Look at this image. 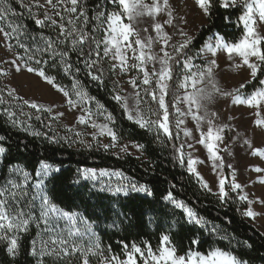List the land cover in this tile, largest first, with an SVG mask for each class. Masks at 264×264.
Instances as JSON below:
<instances>
[{
    "label": "snow or ice",
    "instance_id": "snow-or-ice-1",
    "mask_svg": "<svg viewBox=\"0 0 264 264\" xmlns=\"http://www.w3.org/2000/svg\"><path fill=\"white\" fill-rule=\"evenodd\" d=\"M15 2L27 12L38 28L51 27L58 31L55 37L28 33L25 25L13 19L19 14L12 0H0V34L4 37V43L11 50L12 45L8 42L15 40L16 46L23 49V55L17 54L11 64L16 66L17 72L26 70L61 93L70 109L82 113L76 118V123L92 131L81 132L66 127L68 134L60 135L54 131V127L60 126L65 112H54L52 106L23 99L15 89L0 86V115L6 117V123L12 127H22L29 135L42 137L50 144L65 143L72 146L79 143L118 158L121 153L131 155L129 144L121 143L123 131L114 114L92 97L80 80L83 73L97 86L107 88L109 79L127 74V83L136 90L134 93L122 95L123 89L115 79L110 90L111 98L121 109L124 118L151 134L156 143L164 147L171 144L172 160L180 167H185V145L194 151L199 150L196 145L203 146L207 150L206 158L211 160L213 172L217 176L218 191H214L197 171L196 165L204 160L194 159L191 153L187 155V173L195 177L204 190L218 196L221 205L230 200L234 204H241L242 209L238 207L237 211L250 222L264 218V212L253 210L254 201L244 194L232 164H227V168L232 170L231 180L224 175L226 162L219 152L227 151V148L219 149L218 142H223L224 132L230 126L227 123L215 124L208 112V104L216 95L231 97L234 106H246L252 110L254 123L264 129V0H194L204 16H211L217 6L225 10L239 8L236 24L241 28V35L231 42L223 34L210 38L194 56L190 54L191 37L180 23L186 21L180 16L173 25L169 0H162V3L161 0H100L91 15L85 7V0H44L43 4L40 0ZM39 9H45L42 18ZM165 10L168 19L164 23L173 26L184 39L172 42V37L159 22L154 23L155 38L151 35L141 37L140 32H147L148 28L136 27L138 18L147 15L155 21V17ZM230 18L229 12L224 16L225 22H230ZM21 37L29 38L32 43L26 45ZM156 44H161L159 51L153 50ZM218 51L226 53L227 60L235 68L246 67L249 72V78L231 91L221 88L215 79L214 68L219 67L215 59ZM196 59L205 63H194ZM52 70H56L57 75H52ZM133 71L135 75H131ZM0 75L7 73L0 70ZM58 76L71 79V86L59 83ZM252 81L257 84L251 92H246L247 85ZM93 102L95 110L90 106ZM25 105L35 110V120L48 132L37 130L32 124H25L18 119V112L26 115L28 120L32 119L33 114L23 112ZM180 105L185 107L181 108ZM43 113L48 114L47 123L42 119ZM188 117L195 121V125L191 130L183 129V135L194 140L195 144L180 141L181 126ZM211 117H217V113L212 112ZM204 125H207L206 130ZM196 133H199L198 137ZM86 136L91 139H85ZM105 137L109 139L108 143H103L102 138ZM6 140V136L0 135V164L4 163L9 151ZM177 141H180L179 146ZM243 145L247 146L252 156L264 158V145L257 147L249 139H244ZM131 147L140 153L137 159L146 151V145L141 142H131ZM117 148L118 152L113 151ZM60 170L59 166L42 159L34 175L31 170L16 164L8 167L6 176L0 181V244L5 245L6 253L13 260L22 246L21 237L28 234L34 225L37 232L29 242L28 255L35 258L36 264H46V257L52 258L54 264H92L93 258L96 264H140V261L143 264H250L249 260L234 251L219 247H213L203 254L197 250L200 242L194 237L189 241L187 252L179 254L171 244L169 234L162 235L155 249L147 241L140 244L120 241L123 245L122 254L109 255L112 253L111 246L105 248L101 244L84 217L78 212L58 207L50 199L48 183L55 179L53 174ZM253 171L264 174V166L255 167ZM81 178L91 180L93 187L101 193L122 194L125 197L132 193L153 195L146 185L134 181L120 170L85 167L78 169V177L73 183H79ZM260 182L264 184V180ZM231 193H236V196ZM164 199L177 209H183L188 218L185 223L195 222V225L200 226L206 223L204 217L197 218V213L191 207L175 199L172 192H168ZM255 203L264 205V198ZM210 234L227 240L230 249L252 247L248 241L241 243L222 234L215 226ZM192 246H197V249Z\"/></svg>",
    "mask_w": 264,
    "mask_h": 264
},
{
    "label": "trees",
    "instance_id": "trees-1",
    "mask_svg": "<svg viewBox=\"0 0 264 264\" xmlns=\"http://www.w3.org/2000/svg\"><path fill=\"white\" fill-rule=\"evenodd\" d=\"M27 2L31 3V0ZM99 2L100 0H85L89 15ZM12 4L19 14L13 19L25 25L28 33L36 36L41 33L45 36H56L58 30L51 27L38 28L15 0H12ZM43 11L45 9L38 10L41 18ZM229 12L231 13L230 22H225L224 16ZM239 14V8L230 10L218 6L214 8L211 16H207L206 24L192 39L189 45L190 54L194 56L196 51L212 36L223 34L229 42L238 38L241 35V28L236 24ZM21 41L26 45L32 43L29 38L25 37H21ZM172 42H176L175 38H172ZM9 43L16 54L23 55V49L16 46L15 40ZM104 66L107 67V63ZM51 74L57 75V71L52 70ZM113 79L117 80L116 77L109 79L107 88H103L97 86L96 82L91 81L83 73L80 75L82 86L87 92L114 114L119 128L123 131L122 141L141 142L146 145L142 159L123 153L118 158L111 153L97 150L95 147L89 149L79 143H74L72 146L65 143L50 144L42 137L29 135L22 130V127H12L5 122L6 117L0 115V135L7 137L5 144L9 150L6 160L0 164V181L6 176L8 167L16 164L31 170L33 175L42 159L59 166L60 172L54 173L55 179L48 183L50 199L58 207L78 212L88 223L93 224L101 244L105 248L111 246V254H122L123 245L119 243L120 241L125 243L135 241L138 244L147 241L155 249L162 235L169 234L171 244L177 248L179 254L187 252L189 241L194 237L200 244L198 249L197 246L192 247L203 254H207V251L213 247H219L222 250L234 251L240 257L249 260L250 264H264V234L257 230L249 220L242 217L240 211H237L238 207L242 209L243 206L239 203L234 204L231 200L221 205L218 196L204 190L195 177L187 173L186 163L185 167H180L178 163L173 162L171 144L164 147L156 143L151 134L128 122L111 98L110 90ZM58 82L67 87L72 84L71 79L63 76H58ZM256 84V81H252L245 91L251 92ZM0 86L3 87L1 81ZM4 95L7 97L6 92ZM23 112L33 115L32 119L28 120L26 115L18 112V119L21 122L30 123L37 130L48 132L47 128L35 120L34 109L25 105ZM41 115L47 123L48 114ZM54 131L60 135L68 134L61 124L59 127H54ZM180 141H184L182 131H180ZM180 141L176 142L178 146ZM226 141H230L229 134L226 135ZM223 158L226 162L225 175L229 178L230 171L227 164H230L231 159L227 152H224ZM85 167L97 170H120L134 181L146 185L153 195L132 193L125 197L122 194L101 193L98 188L93 187L92 181L82 178L79 183H73L78 177V169ZM168 192H172L175 199L191 207L197 213V218L204 217L206 223L203 226L195 225V222L185 223L188 218L183 209H177L174 204L164 199ZM231 195L235 197L236 193H231ZM213 226L234 240H239L241 243L248 241L252 247L230 249L227 240H221L216 235L210 234ZM32 238L34 235L21 237L22 246L15 260L6 253L5 245L0 244V264H35L34 258L28 255L29 242Z\"/></svg>",
    "mask_w": 264,
    "mask_h": 264
},
{
    "label": "rangeland",
    "instance_id": "rangeland-1",
    "mask_svg": "<svg viewBox=\"0 0 264 264\" xmlns=\"http://www.w3.org/2000/svg\"><path fill=\"white\" fill-rule=\"evenodd\" d=\"M146 2H150V0H146ZM40 3L43 4L44 0H40ZM169 5L173 12V25H175L180 16H183L186 23L181 21V27L188 33L192 40L199 29L206 24L207 16H204L202 14L201 10L197 7L194 0H169ZM49 14H51V12ZM167 19V10H165L155 17V21H153L152 17H149L147 15L138 18L135 26L140 29L145 27L148 28L147 32H140L141 37H147L151 35L155 38L156 33L154 31V23L159 22L163 25V30L172 38H175L176 42L184 39L177 34L173 26L164 23V21ZM210 38L214 39L215 36H212ZM160 47L161 44H156L154 45L153 50L159 51ZM16 55L17 54L12 47L11 50L8 49L7 45L4 43L3 35L0 34V70H3V72L7 73V75H0V81L3 87H5L6 89H15V91L18 93V96L23 99H27L32 102L43 103L45 106H52L54 107V112H65V117H62L60 120V124L65 129L66 127H72L76 131L91 132V128H86L85 126H81L76 123V118L82 113L77 109H70L69 106L64 103L65 98L61 93H58L53 88H51V86L43 82L39 77L35 76L34 74L28 73L26 70H22L20 72L16 71V66L11 64V61L16 57ZM215 59H217V64L219 65V67L214 68L215 79L218 82L219 86L224 90L231 91L240 83L246 81L249 78V72L247 68H235L232 62L227 60L226 53H221L218 51L217 57ZM236 59L238 60L239 58ZM194 63L203 64L205 63V61L196 59L194 60ZM150 67L151 65H149V68ZM131 75H135V72L133 71ZM115 77L119 81L121 88L123 89L122 95H128L136 91L132 89L131 86L127 83L129 78L127 74ZM189 90L191 89L189 88ZM5 92L7 94V91ZM90 106L93 107V110H95L94 103ZM180 107L184 108L185 105H180ZM208 112L209 118L214 119L215 124L218 125L227 123L230 126V129H226L224 132L223 142H218V148H227V151H220L219 154L224 156V152H227L228 156L231 159L230 164L233 165V170L236 171L237 182L241 183V185L243 186L244 194H247L249 199L254 201L253 210L257 212H264V205L255 203L258 202L261 198H264V184L260 182L261 180H264V174H257L255 171H253L255 167L264 166V158L252 156L250 150L247 149V146L243 145L244 139L252 140L254 145L257 147L264 145V129L254 123L255 117L252 115V110L248 109L246 106H234L231 103V97L216 95L215 99L208 104ZM212 112H216L217 117L212 118ZM230 117L231 119H229ZM194 125L195 121H193L191 117H188L185 121V124L181 126L182 133L183 129L191 130L193 129ZM204 128L206 130L207 125H204ZM228 134L230 138L229 142L226 141V135ZM196 135L198 137L199 133H196ZM85 139L90 140L91 137L86 136ZM102 139L103 143L109 142V139L106 137ZM184 141L195 144V141L191 140V138L188 137H184ZM121 143L129 144L128 151L132 153L131 156L137 157L140 155V153H138L134 148L131 147L130 141H121ZM196 147L199 149L198 151L187 148V146L185 145V163L187 160V155L189 153L192 154L194 159H203V163H199L196 165L197 171L202 174L206 182L210 183V186L214 191H218V180L216 174H214L213 172L211 166L212 162L211 160H208L206 158L207 150L201 145H196ZM113 151L118 152L119 148ZM142 158L143 156H141L140 159ZM229 171L232 170L229 169ZM229 180H231L230 173ZM251 223L257 228V230L264 234V218H258ZM88 224L91 226L93 232L95 233V236L98 238L94 225L90 223ZM36 232L37 229L33 225L30 227L29 233L25 235H34L35 237ZM109 255L112 254L109 253ZM45 259L46 264H54L52 258L46 257ZM92 264H96L95 258L92 259ZM140 264H143V261H140Z\"/></svg>",
    "mask_w": 264,
    "mask_h": 264
}]
</instances>
